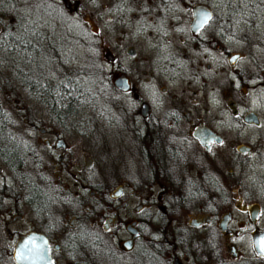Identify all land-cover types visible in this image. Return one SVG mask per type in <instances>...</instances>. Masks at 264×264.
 I'll list each match as a JSON object with an SVG mask.
<instances>
[{"label":"flooded vegetation","instance_id":"flooded-vegetation-1","mask_svg":"<svg viewBox=\"0 0 264 264\" xmlns=\"http://www.w3.org/2000/svg\"><path fill=\"white\" fill-rule=\"evenodd\" d=\"M14 1L13 90L48 119L0 121V261L37 232L42 264H264V0H92L91 41L81 2Z\"/></svg>","mask_w":264,"mask_h":264},{"label":"rangeland","instance_id":"rangeland-1","mask_svg":"<svg viewBox=\"0 0 264 264\" xmlns=\"http://www.w3.org/2000/svg\"><path fill=\"white\" fill-rule=\"evenodd\" d=\"M72 5H76V1L81 2V5L77 6L78 10L76 11L75 14V19H76V24L73 26L72 31H79L82 29H89L91 32L90 37L87 38L88 41H91L93 39V26L92 23L94 22V17H93V12L94 10V5L92 0H69ZM35 6H47V5H53V6H62V8H65L64 1L63 0H35L33 3ZM51 11L53 9L51 8ZM56 11V10H55ZM67 11L70 13V9H67ZM56 13H58L56 11ZM14 16V15H13ZM49 15L44 14V18ZM67 18H71L72 16L70 14L66 15ZM12 16H8L7 20L5 21V26L10 25V21L12 20ZM106 33L108 32L107 28L105 29ZM3 31V30H2ZM71 34V32H67V34ZM107 47V43H106ZM106 49V48H105ZM78 55H81L83 57L86 56H94L93 53H88L85 48H82L78 51ZM101 57L102 60L105 61V67L106 71L108 72L110 69V66L108 64V60L106 57V51L103 50L101 52ZM5 74H0V104L3 108V110L7 113L9 120H15L16 126H18L15 129V132H23L26 127L24 126L23 119L19 117L18 115V108L22 107L24 105L26 108L32 107L34 109L35 115L42 119V120H47V116L43 114L41 109L36 108L34 100H32L31 97L25 95L22 91L20 93H17L16 91L14 92L13 86H12V79L9 77L10 74L6 73ZM99 83H102L105 85V88H108V79H107V74L106 76L102 77L101 79H98ZM107 95V94H106ZM17 99L20 100L19 103H17ZM26 109L25 112L26 113ZM28 113V112H27ZM99 133L95 134V141L97 142L99 146V150L104 154L105 157V166L107 168H111L113 165V159L118 155L117 150L115 149V140L108 134V131L106 128H103L102 125L99 126L98 128ZM261 200L264 202V195L260 196ZM261 227H264V216L260 222ZM12 263V261L6 260V261H0V264H9Z\"/></svg>","mask_w":264,"mask_h":264},{"label":"trees","instance_id":"trees-1","mask_svg":"<svg viewBox=\"0 0 264 264\" xmlns=\"http://www.w3.org/2000/svg\"><path fill=\"white\" fill-rule=\"evenodd\" d=\"M36 10V14H35V18L36 24H39L41 21L42 23L45 21L44 18V14H46L45 10L46 7L45 6H36L35 7ZM15 12V1L14 0H0V16H2V18H5L6 16H12L14 15ZM7 20V19H6ZM56 23V22H55ZM71 23H73V21L68 18L66 20V25L67 28ZM76 24V22L74 23V25ZM28 25V23H27ZM76 32L77 31H73ZM91 32L89 31V29H82L79 30V33H77V36L73 37L74 39L78 38V39H83V40H87L88 37H90ZM15 37L12 34V22L10 21V25L9 26H5L3 31L0 33V40L3 42L2 46L0 47V74H5L9 73L10 74V78L12 77V48H11V44L12 41ZM67 39H72L70 37H67ZM65 40V38L63 39ZM84 48L86 49V47L84 46ZM4 75V76H5ZM9 117L7 115V113L3 110L1 104H0V121H8ZM7 127H2L0 128V137H2V141L6 142L7 138L10 134L6 131ZM1 140V139H0Z\"/></svg>","mask_w":264,"mask_h":264},{"label":"water","instance_id":"water-1","mask_svg":"<svg viewBox=\"0 0 264 264\" xmlns=\"http://www.w3.org/2000/svg\"><path fill=\"white\" fill-rule=\"evenodd\" d=\"M3 26L0 24V32ZM254 249L260 256H264V230L254 234ZM47 240L37 232L23 234L15 247L14 258L17 264H42V258L48 253Z\"/></svg>","mask_w":264,"mask_h":264},{"label":"snow or ice","instance_id":"snow-or-ice-1","mask_svg":"<svg viewBox=\"0 0 264 264\" xmlns=\"http://www.w3.org/2000/svg\"><path fill=\"white\" fill-rule=\"evenodd\" d=\"M207 17L204 18V20L202 21V23H207Z\"/></svg>","mask_w":264,"mask_h":264}]
</instances>
